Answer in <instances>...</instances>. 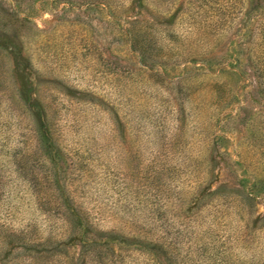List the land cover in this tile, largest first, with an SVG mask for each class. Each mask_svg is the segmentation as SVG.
Masks as SVG:
<instances>
[{
	"label": "rangeland",
	"instance_id": "374dc122",
	"mask_svg": "<svg viewBox=\"0 0 264 264\" xmlns=\"http://www.w3.org/2000/svg\"><path fill=\"white\" fill-rule=\"evenodd\" d=\"M17 1L28 16L14 27L32 63L29 89L42 105L59 159L53 168L43 160L35 121L18 97L11 54L0 47V229L15 232L0 238L1 256L13 264H199V256L210 264L206 258L215 250L233 247L238 257L231 264H251L255 253L264 262L262 240L249 234L234 243L227 226L213 224L208 198L202 188L193 190L190 168L181 166L184 153L196 151L190 146L198 143V128L204 129L187 113L190 97L194 104L201 100L193 96L201 80L192 70L200 60L183 50L187 30L205 15L202 0H146L142 12L112 7L116 18L103 16L96 5L85 8L102 0ZM243 24L249 29L252 22L244 18ZM4 25L13 26L7 19L0 21ZM236 28L215 40L210 53L215 61L232 62L224 52L238 57L250 75L220 78L211 108L198 118L221 121L213 131L232 140L230 154L245 132L229 116L239 113L245 99L254 111H264V93L246 70L248 54L237 35L242 26ZM245 114L250 113L240 119ZM205 157L221 161L210 149ZM225 173L215 168L213 175L227 179ZM67 204L99 232H118L142 244L105 248L85 232H69L62 223ZM166 204V213L154 214L165 232L155 241L153 230L135 221L140 212L142 219L151 207ZM252 205L255 226L253 220L264 215V196Z\"/></svg>",
	"mask_w": 264,
	"mask_h": 264
},
{
	"label": "trees",
	"instance_id": "16d2710c",
	"mask_svg": "<svg viewBox=\"0 0 264 264\" xmlns=\"http://www.w3.org/2000/svg\"><path fill=\"white\" fill-rule=\"evenodd\" d=\"M52 1L54 3L63 2L69 5L74 3L71 0ZM111 1H89L85 3V8L89 9L92 5H96L103 16L109 17L113 14L112 7L117 12L124 10L127 12L130 10L142 12L148 7L146 0H129L130 5L128 6H125L124 0L120 1L119 6L112 4ZM202 2L204 3L203 6H206L203 9L205 15H201L199 21H196L197 24L194 25L193 23V27L187 30L184 38L185 48L183 50H185L184 53H186L187 57L198 56L200 60L199 64L194 63L196 66L192 70L198 73V81L201 80L199 91L193 96H200L201 100L194 104L192 97L188 95L191 101H187V105L189 106L187 107V113H192L196 117V123L198 124L199 122V125L204 127V129L198 128V143L196 142L197 144L194 147L193 145L190 146L192 148L191 153H193V149H196V151L194 150V154L184 153L180 158L181 166L185 169L190 168L189 174L192 176L193 190L198 191L202 188L204 196L208 198L206 205L212 212L213 224L218 228L222 227V225L227 226L231 233V242H240L245 237L253 235L255 239L260 240L259 243L262 240V244H264V215H259L253 220V223L256 225L251 226L253 201L256 198L264 196V111H254L255 108L252 109L251 107L253 104L245 99L243 105L238 107L239 113L229 116L231 121L234 122L239 119L244 128L243 132H245V135L242 136L243 141L239 143L235 142V149L232 151V154L229 153L230 146H234L231 143L232 140L229 137L217 135L213 131V128L220 127L221 121H215L213 116L210 119L199 121V119H202L200 114L211 108L210 101L220 78L226 75L235 76L240 79L246 77L247 72L239 67L240 59L238 57L234 58L233 55L230 56L228 52H224L232 62H228V60L215 61L214 54L210 53L211 47L216 43L215 40L224 38L225 33L228 34L230 31H233L235 34L238 30L236 27L242 26V30L244 31V33L241 30L238 31L239 34L237 35L241 38L240 41H242L244 52L248 54L247 59L250 63L246 70L254 77V83L258 89L260 88V93H264V0H202ZM21 6V3L17 0H0V21L2 22L7 19L8 22L10 21L13 24L11 27L10 25L9 27L8 25L0 26V47L9 49L12 57L13 76L18 84V97L23 107L35 121V138L42 158L50 168H53L59 159V149L51 136L50 130L46 127L44 121L45 113L42 105L35 98V95L31 94V90L29 89L33 86L29 80L32 74V63L23 52L21 39L17 35L16 27H14V22L17 19H20L22 22L28 21L27 15H21L22 11L25 10ZM26 8L29 10V5ZM112 17L116 18L115 16ZM244 18L252 22L249 29L243 24ZM122 32L127 36L131 34L130 29L127 28H123ZM179 56L182 55L179 54ZM233 62L236 63V67H234ZM182 80L187 81V87L191 83L187 78H183ZM245 111H248L250 114H245L246 117L240 119V115ZM221 132L225 131L221 129ZM209 149L214 155L216 151L217 157H221V161L217 162L214 159H207L205 155ZM231 155L234 156V160L231 159ZM192 159H195V161H192ZM178 168L180 171V166ZM215 168L226 171L225 175H227V179H224V177L219 179V175L217 177L213 175ZM215 178H217L215 180L216 185H212L211 181ZM205 187L207 191L204 190ZM167 206V204L161 205L158 209L151 207L152 209L146 211L149 216L142 219H140V216H142V212H140L135 221V223L138 222L140 225L150 227L156 235L155 241H159L158 235L165 232L162 225L159 224L160 219L158 218L160 216H155L154 214L158 210L165 211L164 213H166ZM62 218V223L66 230L68 229L73 234L78 231L80 233L85 232L90 236L92 242L96 244L99 242L100 247L104 246L107 248L110 244L138 245L142 244L141 242L143 241L134 239L133 237L129 238L114 231L99 232L96 226L89 221L85 213L82 214V211L77 207L69 204L63 207ZM210 231L213 230L208 229L206 233H210ZM13 232L6 228L0 229V238L5 240V234L15 236V232ZM194 240L197 239L195 238ZM175 243L180 244L181 242L179 240ZM199 248L202 250V246ZM232 249L233 247L215 250L216 252L210 254L211 256L206 259L211 260L210 264H231L234 257H238ZM256 258L257 255L255 253L250 263L264 264V262L260 263V261H256ZM1 260L13 264L10 263L11 261L6 260V258H3L0 251V264L3 263ZM197 262L205 264V258L198 256Z\"/></svg>",
	"mask_w": 264,
	"mask_h": 264
}]
</instances>
